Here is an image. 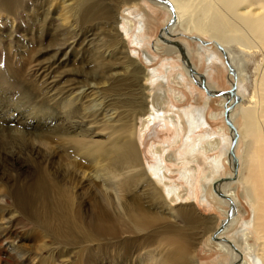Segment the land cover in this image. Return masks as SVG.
Listing matches in <instances>:
<instances>
[{
  "label": "rangeland",
  "instance_id": "rangeland-1",
  "mask_svg": "<svg viewBox=\"0 0 264 264\" xmlns=\"http://www.w3.org/2000/svg\"><path fill=\"white\" fill-rule=\"evenodd\" d=\"M122 14L135 22L127 36L117 29L118 16ZM168 17L166 11L143 0H22L8 10L0 9V80L20 89L14 100L5 87L0 88V226H11L10 241L18 242L26 255H46L53 245L49 239L52 233L45 226L46 214L52 209L43 205L39 195L40 190L50 189L61 204L70 208L78 229L84 227L81 217L85 216L82 245L89 257L85 264H147L152 253L161 257L155 264H228L227 254L215 245H207L210 236L228 219L209 195L217 194V179H227L232 172L231 166L225 165L227 157L212 161V165L197 163V174L188 176L193 183H187L184 167H196L192 151L187 159L181 157L189 137L174 143V132L166 128L167 121L162 119H155L146 133L138 131L148 103L162 108L159 97L169 103L167 116L182 119L183 109H189L200 119L206 110L209 127L215 133L212 138L219 137L223 124L209 117L212 111H220V97L215 96L208 107L203 96L190 89L187 79H178L182 70L176 55L154 53V43ZM89 33L90 38H85ZM73 38L79 40L75 48L68 46ZM61 46L66 47L64 52L59 51ZM190 47L195 63L204 72L207 64L199 62L201 51L195 50L198 47L194 44ZM145 52L154 59L146 61ZM65 54L69 58H63ZM206 55L203 53V57ZM47 63L52 66L49 69L53 70L54 85L45 86L38 76L49 70L43 68ZM150 71L155 74L151 85L149 79L145 80ZM215 76L225 92L230 90L223 69ZM150 86L156 95L147 89ZM49 91L56 97L51 99ZM182 94L181 101L175 99ZM239 118L238 126L242 122ZM204 131L203 126L196 133ZM152 148L164 157L178 159L165 163L166 170L170 169L166 171L167 181L180 187L181 200L172 202L162 185L150 176L148 168L155 162ZM240 149L241 156L243 143ZM10 152L13 154L6 159L8 167L4 168L3 157ZM181 162L183 165L178 166ZM97 174L115 176L120 184L119 197L100 185ZM204 184L207 192L210 190L206 196L209 202L203 200ZM242 192L239 183L238 208L245 212L241 218L244 223L227 233L238 232L233 236L239 242L249 231L252 219L251 206ZM103 219L112 228L104 234L97 232ZM126 236L141 241L151 237L156 243L141 250L146 253L130 263L122 245ZM66 248L76 249L69 253ZM0 251V264H9L11 256L5 247L0 246ZM79 251L76 244L63 247L58 255L76 264Z\"/></svg>",
  "mask_w": 264,
  "mask_h": 264
},
{
  "label": "bare ground",
  "instance_id": "bare-ground-1",
  "mask_svg": "<svg viewBox=\"0 0 264 264\" xmlns=\"http://www.w3.org/2000/svg\"><path fill=\"white\" fill-rule=\"evenodd\" d=\"M21 1L0 0V9L3 11L4 9L8 10ZM143 1L145 3H152L157 9L163 12L166 11L169 14L168 21L164 24L163 30H161L158 39L154 43V47L152 46L154 53L166 51L169 56L176 55L175 61L179 63V68L182 70L178 79L182 81L187 79L191 83L190 89H195L199 92L208 107L215 96L220 97V111H212L209 117L216 121L220 120L223 124L220 126L219 137L212 138L215 137V133L213 134L212 129L209 127L205 113L206 110L202 111L200 119L191 113L189 109H183L181 117L184 115V118L182 117V119H178L173 115L167 116L165 115V111L169 103L166 101L167 99L159 97L162 108L158 109L152 103H148L142 114L143 116L138 122V131L144 133L148 126L155 122V119H162L165 122L167 121L166 128L174 132L172 138L174 143L189 137V141L185 143V149L181 157L184 156L183 158L187 159L190 157V151H192L193 157L191 158L195 160L196 167L195 169L184 167V176L187 183H193L192 179L188 176L197 174V163L204 161L211 164L212 161L218 158L223 160L225 156L227 157L228 160H225V165H230L232 172L228 177L226 176L227 179H217L215 186L217 194H213L212 192L209 195L213 200L212 203L217 204L220 210L226 213L228 219L223 220L218 231L212 237L218 242L214 243L210 236L207 240V245L211 248L215 245L223 254H227L230 258L228 264H264V0ZM127 10L130 9L127 8ZM170 21H172L171 26H169ZM143 24L144 22L141 20L140 25ZM134 25V19H127V16L124 14L118 16L117 29L123 36H127ZM91 35V33L85 34V38H90ZM78 41V39L73 38L68 46L75 48L74 46ZM191 44L198 47L195 50L201 51L202 56L200 55L199 62L207 64L204 72L200 71L198 64L194 61L195 57L193 54L195 53H192L194 51L191 50ZM87 45L88 42L85 40V46ZM65 49V46H61L59 51L64 52ZM203 53L207 54L206 57H203ZM135 55L138 56L137 53ZM144 56L145 60L149 62L154 59L147 52L144 53ZM63 58H69L68 54H65ZM51 67V63H47L43 68L49 69ZM219 69H223V72L226 73L227 83L230 86V90H227V92L223 90V84L215 76L219 73ZM158 73L161 74V72ZM147 74L145 75V80L149 79V84L151 80L154 82L155 74L153 73L152 75L151 71L149 72L150 75L148 74L147 76ZM38 76L42 79V83L45 86L55 84L52 69L41 71ZM0 83V88L5 87V92L8 93V96L15 100V93L20 91V89L12 84L8 85L2 80H0ZM147 89H150V92L156 95L154 87L150 86ZM49 93L48 96L51 99L56 97L54 92L49 91ZM174 97L176 100L181 101L184 95ZM21 107L23 108V106ZM30 117L29 115L28 118ZM49 118L50 116L47 117V119ZM238 118L242 120L239 126L237 122ZM184 122L187 123V127H184ZM226 124H229V127ZM203 126L206 127V131L201 132L202 134L196 133ZM140 137H142L141 134L139 135ZM234 140L236 141L235 145H233ZM242 143L244 144V149L240 156L239 150L241 151ZM192 145L194 146L192 147ZM150 152L152 157H154L152 159L155 161L148 168L150 176L158 184L162 185L164 193L168 198H171L172 202L181 200L183 195L178 190L180 187L169 183L166 176V171L170 169L166 170L165 161L170 163L177 158L171 156L164 157L161 151H157L155 148H152ZM12 154V152L5 153L3 157V160L5 159L3 161L4 168L8 167L6 159ZM120 154L122 156V153ZM210 164L209 167H212V164ZM179 165L182 166L183 162L179 163ZM212 173L213 171L210 172L211 176ZM95 178L99 180L101 186H106V190L114 192L113 194L119 197L120 184L115 176L108 177L104 174H97ZM211 181L212 179H210ZM239 183L243 186L242 195L248 200L252 211V219L249 221V231L244 234V239L241 236L240 242L237 236H233L237 235L238 232L232 230L234 233L232 232V235H227L231 228H240L241 218L245 213L243 209L238 208L240 201L237 194V184ZM207 189L208 187L204 184L205 192L203 195L205 198L203 200L209 202L210 197L206 196H208L210 190L207 192ZM39 195L43 201V205L48 209H52L51 212L46 214L45 226L52 233L49 239L53 240V243L51 242L53 245H50L49 249L47 248L46 255L36 257L26 255L20 249V246L17 244L18 242L10 241L11 230L8 229L11 226H0V246L5 247L7 255L11 256L9 264H69L70 262L66 260L67 258L60 257L58 252L63 247L76 244H78V248L81 250L79 251L81 256L76 259V264H85V261L88 263V254H85V249L82 245L83 239H85V216L81 217L84 227L79 228V230L72 222L70 208L61 204L60 199H58L52 190L42 189L39 191ZM217 195L223 197L220 196L221 198H219ZM4 199L3 197V201ZM231 214L233 215L232 218H230ZM76 229L82 232L83 235H78ZM111 230L112 228L107 225L105 219L99 222L98 233L104 234ZM155 243V240L151 237H146L141 241L139 238L131 239L126 236L122 241V245L128 251L130 263H134L142 254L146 253L141 250L153 247ZM73 250L69 248L67 251L72 253ZM153 251L155 252L156 250L154 249ZM1 253L2 251H0V259H2ZM152 254L153 256L147 264H155L161 259L159 255L155 256L156 253ZM161 264L166 263L162 261Z\"/></svg>",
  "mask_w": 264,
  "mask_h": 264
},
{
  "label": "water",
  "instance_id": "water-1",
  "mask_svg": "<svg viewBox=\"0 0 264 264\" xmlns=\"http://www.w3.org/2000/svg\"><path fill=\"white\" fill-rule=\"evenodd\" d=\"M235 144H236V141L234 140L233 145H235Z\"/></svg>",
  "mask_w": 264,
  "mask_h": 264
}]
</instances>
